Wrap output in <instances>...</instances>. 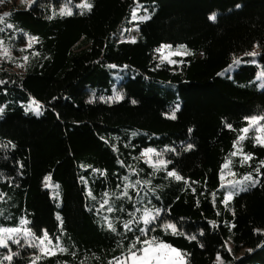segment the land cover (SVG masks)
<instances>
[{"label":"trees","instance_id":"obj_1","mask_svg":"<svg viewBox=\"0 0 264 264\" xmlns=\"http://www.w3.org/2000/svg\"><path fill=\"white\" fill-rule=\"evenodd\" d=\"M87 2L0 11L23 68L0 66V229L52 248L0 264H116L137 236L186 264H264V144L243 131L264 117V0Z\"/></svg>","mask_w":264,"mask_h":264},{"label":"rangeland","instance_id":"obj_2","mask_svg":"<svg viewBox=\"0 0 264 264\" xmlns=\"http://www.w3.org/2000/svg\"><path fill=\"white\" fill-rule=\"evenodd\" d=\"M34 1L35 0H0V11L6 10L11 6H29ZM132 35H135V32H132ZM183 55L184 54L182 52L176 50L172 46H163L160 50V58L162 61L166 62H172L174 57ZM16 58H20V56L18 55L16 56ZM12 62L16 64L22 61H14V59L11 57L9 49H7L3 44H0V66L7 65V68L9 69H12L16 72H22L23 68L21 65H18L17 67H11L8 65ZM249 131L252 133V136L255 138L257 144H264V119L257 118L256 121H253L252 119L250 121L248 132ZM258 139L260 140V142H258ZM144 158L149 164L152 165L162 164L161 161H163L162 155L159 152L155 151L144 155ZM223 178L226 182L232 181V177L230 174L224 175ZM17 230L18 231L15 232H0V237L4 239L7 245H0V249L5 253L7 257L11 256V260L15 259L17 256H25L30 257L33 260H38L39 257L52 253V248L48 246V242L44 241V244L41 245L39 242L41 239H37L35 236H33L26 227ZM16 241H19V243H16ZM171 248L174 247L171 246ZM176 250L178 253H180L179 256H177L176 253L164 250L165 255L167 256V264H186V259L181 251H179L178 249ZM125 264H130V262H125Z\"/></svg>","mask_w":264,"mask_h":264},{"label":"snow or ice","instance_id":"obj_3","mask_svg":"<svg viewBox=\"0 0 264 264\" xmlns=\"http://www.w3.org/2000/svg\"><path fill=\"white\" fill-rule=\"evenodd\" d=\"M80 7L86 8L90 11L92 8V5L90 3H88L87 0H85V3L83 5H81ZM63 14L71 15L72 13L70 10H68ZM147 18L148 17H144V19H147ZM211 18L215 19L214 16ZM247 55L255 56V55H257V53L256 52H250V53H247ZM237 63H238V61H237ZM119 98L120 97H117V99H119ZM33 103L35 104V101ZM133 103H135V101H133ZM34 110L37 111V113L39 112V105L38 104H36V107ZM177 110H179L178 106H177ZM2 111H3V109H0V112H2ZM171 118L175 119L174 113H173ZM260 119H264V117H261ZM256 120H257V118H253V121H256ZM243 131L246 133L248 131V129L246 128ZM243 138L244 137L242 136L241 139H243ZM258 142H260L259 139H258ZM152 152H154L153 149H148L147 152L144 153V155H147L148 153H152ZM233 155H235V153H233ZM247 159H251V157L245 156V160H247ZM161 163H163V161H161ZM169 175L175 176L176 174L175 173H169ZM48 179L50 180V177ZM176 179H181V177L176 176ZM245 179H251V177H246ZM255 183H258V181L254 182L253 186H255ZM229 199H231V194L229 195ZM105 203H107V201H105ZM109 211H112V209L110 208ZM158 214H159V210H157V215ZM155 218L156 217L152 216L151 212L146 211L145 215H144V223L147 225L148 223L151 222V220H154ZM108 227L110 229H112L113 231H115V229L113 228L111 223L108 224ZM128 227H129V225L126 224L125 228H128ZM165 227H166V229H171L173 234H175V232H176L175 225H166ZM15 231H18V230L17 229H0V232H15ZM140 231L144 235H147V231L145 229H141ZM45 240H48L47 233H45L44 238L39 241L40 244L43 245ZM16 243H19V241H16ZM49 243H51V241H49ZM137 244H141V247L137 248L136 247ZM0 245L7 246L2 237H0ZM164 250H168L172 253H176L177 256L180 255V253H178L176 249L171 248L170 245L164 244L163 242L156 243L154 238L152 240L141 241L140 237L137 236L135 242L130 246V248L128 250V255L126 257H124L123 259L117 258L116 264H125V262H130V264H167V256L165 255ZM61 251H63V249H61ZM5 259L11 260L12 257L8 256V257H5Z\"/></svg>","mask_w":264,"mask_h":264}]
</instances>
